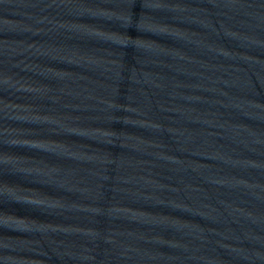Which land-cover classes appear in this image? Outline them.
I'll return each instance as SVG.
<instances>
[{"label": "water", "instance_id": "1", "mask_svg": "<svg viewBox=\"0 0 264 264\" xmlns=\"http://www.w3.org/2000/svg\"><path fill=\"white\" fill-rule=\"evenodd\" d=\"M0 264H264V0H0Z\"/></svg>", "mask_w": 264, "mask_h": 264}]
</instances>
